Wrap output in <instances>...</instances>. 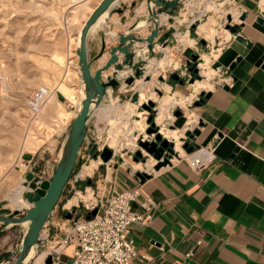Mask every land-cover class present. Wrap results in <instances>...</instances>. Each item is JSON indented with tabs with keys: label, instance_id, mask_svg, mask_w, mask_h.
<instances>
[{
	"label": "crops",
	"instance_id": "1",
	"mask_svg": "<svg viewBox=\"0 0 264 264\" xmlns=\"http://www.w3.org/2000/svg\"><path fill=\"white\" fill-rule=\"evenodd\" d=\"M88 1L75 0L80 6ZM100 1L94 6L90 5L82 24ZM183 1H179L175 16H158L160 33L153 44L152 53L145 43L133 46L136 52L133 67L125 68L117 75L119 87L114 91L108 89L100 107L91 114L87 137H97V132L105 134L100 128L102 124L109 120L115 121L120 113L124 116L123 122L131 118H135L136 124L144 122L146 131L149 127L146 123L148 113L142 107L152 100L148 97L149 91H155L156 87L144 70L151 72V64L165 58L168 43L172 39L176 40V36L179 35L178 42L184 49L170 57L179 67L168 73L169 78L177 74L180 78L190 80L187 67L183 72L178 71L189 61L185 49L197 44L195 34L209 40L212 49L216 46V50L209 54L213 58L211 65L213 67L218 62L221 68H209V58L204 57L205 62L200 66L203 80L189 85L192 91L185 88L188 87L187 81L182 85L171 79L167 82V71L162 72V78L159 71L157 79L163 80L161 83L165 86L166 95L159 98L157 116L160 123H156V118L154 121L163 131L162 136L175 142L178 156L171 159L170 166L151 171L155 165L151 158L146 166L141 167L132 162L125 148L120 150V155L116 154L118 151L114 152L113 158L104 164L107 167L104 171L102 169V178L94 187L97 190L96 197L104 205L113 194L138 190L139 196L131 207L139 214L150 216V219L145 223L134 224L131 228L130 237L137 253L132 264H264V0H206L204 4L207 7L213 5L214 9L208 12L202 8L203 3L194 1V6L203 11L194 8L190 9V13L194 11L200 18L212 12L206 22L197 26L196 32L189 29L198 19L191 20L188 26L182 23L184 19H180ZM242 14H245L243 22L239 21ZM228 15L232 17L231 25L240 27L236 35L226 29L222 33L217 31L220 29L217 22L226 27ZM101 22L90 29L86 40L92 73L110 58L109 51L117 44L118 35L130 33L145 38L152 30L145 0H119ZM136 23L143 24L131 30ZM169 32L172 33L165 38ZM237 37L246 44L238 42ZM103 43L105 50L101 58L95 61L102 53ZM247 43H250V48H247ZM118 58L122 60L121 55ZM238 58L240 61L236 63ZM233 63L236 65L230 71L228 68ZM136 71H140L141 75L134 78L131 84H126V79L134 77ZM111 73L112 69H109L102 78L105 80ZM202 93L210 94V97L196 105ZM130 111L131 114L128 113ZM177 111L181 112L179 117L174 116ZM168 127L175 130L166 129ZM67 129L60 133L63 135L62 141ZM194 130H198L199 134L192 140L182 136ZM131 133L137 135L138 139L143 132L133 128ZM56 136L58 138L59 134ZM179 138L196 146L197 153L186 154L182 151ZM54 148L55 143H52L49 151L50 154L54 151L55 168L59 150L55 152ZM126 149L128 151L129 148ZM201 156L206 162L202 168L194 170L190 160ZM94 159L93 156L90 166L81 170L80 178L76 176L74 186L79 190L88 186L86 181L90 178L88 174L95 164ZM138 173L147 174L148 179L141 181L136 176ZM23 191L20 185L9 195H22ZM147 199L152 201L149 211L142 208ZM10 205L9 200L0 199V214L10 215L19 211L22 215L30 207L27 201L20 208ZM67 215V212L57 215L52 212L31 264H45L50 258V249L63 243L69 236L77 218L71 220ZM25 229L26 224L7 226L0 223V264L10 259ZM74 248L73 240L61 245L58 259L51 260V264H70ZM189 253H192L190 257ZM14 258L7 264H14Z\"/></svg>",
	"mask_w": 264,
	"mask_h": 264
},
{
	"label": "rangeland",
	"instance_id": "2",
	"mask_svg": "<svg viewBox=\"0 0 264 264\" xmlns=\"http://www.w3.org/2000/svg\"><path fill=\"white\" fill-rule=\"evenodd\" d=\"M97 1L90 0L80 6L75 0H0V199L9 200L10 191L20 185L23 186L26 173H33L42 180H50L53 175L55 155L54 151L50 154L49 149L52 143H55V152L60 150L63 137L60 133L69 128L75 112V109H71L70 106L73 104L77 107L75 104L80 95L78 91L81 86L80 75L76 66V36L90 7L94 6ZM194 1L203 3L202 8L207 12L214 11V9H212L213 5L207 7V4H204L206 0L183 1L180 19H184L182 23H186V26L191 23V20L198 19L189 29L196 32L197 26L206 22L212 12L200 18L194 11L190 13V9L196 8ZM202 8H196V11L201 12ZM223 11L225 12L226 9ZM217 23L220 29L218 30L217 27L216 29L222 33L225 27ZM178 36L176 40L172 39L168 43L169 49H167L165 58L151 64V72L144 70L155 82V91L150 90L151 93L148 96L152 100L148 102L154 104L153 120L156 118V123H160V119L156 116L159 98L166 95L165 86L161 83L163 80L157 79V76L160 71V78H162V72L167 71L165 78L168 82L170 80L168 73L173 68L179 67L170 59L171 56L184 49L178 42ZM195 36L197 44H193V48L185 49V55L188 56L189 61L191 55L198 56L196 62L191 64L199 71L197 74L199 78L195 77L194 80L201 81L203 77L200 74V64H204V57H208L209 68H213L211 65L213 58H210L209 54L216 50V46L212 49L209 40L197 34ZM200 40H204L205 44L202 45ZM186 67L189 68L185 65L178 72H183L182 70ZM186 81L188 87L185 88L192 91L189 85L193 83H189L187 78ZM41 88L47 89L48 95L39 113H33L29 102L32 95ZM191 91L189 93L192 95ZM149 116L148 113V118ZM117 117L118 120H109L102 124L100 128L105 134L101 135L97 132L95 134L97 137L88 136L85 139L78 156L80 159L78 158L76 168L54 209L56 215L59 212H67L73 215L71 220L84 218L86 216L85 205L90 207L97 204L96 208L100 206L96 197L97 190L94 187L100 182L101 174L107 167L99 158V154L104 149L113 148L111 150L112 159L114 152L118 151L116 154L120 155V150L125 148L124 151L128 153V157H132V162H134L135 153L140 148L137 147V135L130 134V131L136 128L139 132H143L140 137L143 138L145 134L147 135L148 128L145 131L144 122L136 124L135 118L123 122L122 113ZM107 124L108 126L105 127ZM166 129L175 130L173 127ZM182 136L186 138L185 134ZM151 139L153 138H149ZM126 148L133 150L128 149L127 151ZM95 154L97 158L94 159L93 172L88 174L91 185L79 190L74 186V178L76 176L80 178L81 170L90 166ZM150 158L144 155L135 163H143L144 167ZM129 162L132 166L131 160ZM23 200L26 202L24 196ZM10 203V207L12 204L16 207L15 202Z\"/></svg>",
	"mask_w": 264,
	"mask_h": 264
},
{
	"label": "water",
	"instance_id": "3",
	"mask_svg": "<svg viewBox=\"0 0 264 264\" xmlns=\"http://www.w3.org/2000/svg\"><path fill=\"white\" fill-rule=\"evenodd\" d=\"M119 0H101L99 4L95 7L92 13L88 16L86 21L83 23L82 28L79 33V44L76 48L77 56V66L80 75L81 90L83 91V98L79 101L80 109L76 107L74 116L69 128L67 129L62 144L60 146L57 163L50 180H40L39 177L35 176L33 173H26L25 182L23 187L27 190L23 193L25 200L30 204L29 209L22 215L19 211H14L10 215L0 214V223L7 226H17L26 224V229L22 235L19 243L17 244L15 250L13 251L10 259L4 264L10 262L14 257V264H31L32 259L37 254V247L40 242L42 231L49 220L52 212L56 208L65 186L68 184L74 169L76 168V163L78 156L81 151V147L87 137L88 131V121L91 117L93 111L97 110L102 101L104 100L107 90H116L120 83L116 79L117 75L125 70V68H132L134 64V58L136 52L133 49L135 44L145 43L149 52L152 53L153 44L158 38L160 33V28L158 25V16L161 14H167L169 16H175L176 10L179 5L180 0H145L147 7L148 22L152 25V30L150 35L145 38L137 37L133 34L128 33L127 35H118V41L115 46H113L110 51V58L104 63V65L98 68L94 73L91 71L92 62L89 61L86 49L87 35L90 29H92L96 22L104 14L109 13V11L115 6ZM245 19V14L240 15L239 21L243 22ZM227 25L225 29L229 31L232 35H236L240 30L238 25H231L232 17L228 15L226 18ZM139 23H136L131 30L135 29ZM130 30V31H131ZM172 32L165 35L167 38ZM238 42H242L240 37H237ZM204 44V42H201ZM250 43H247V48H250ZM105 50V44L103 43L102 53L95 61L101 58L103 51ZM118 55L122 56V60H119ZM190 61L186 62V66L189 73L192 74L189 83H194V78H199L198 69H194L190 66L191 63H195L198 56L193 54L190 56ZM240 59L236 60L238 63ZM233 63L229 66V70L232 71L236 65ZM221 68V64L216 62L213 65L214 70ZM109 69H112V73L105 80L102 75L106 73ZM141 75L140 71H136L134 77H128L126 79V84H131L134 78H138ZM172 81L178 82L182 85L186 79L180 78L177 74H172L170 76ZM227 89V87H225ZM210 97V94L202 93L200 95V100L195 104L200 105L206 99ZM142 109L147 111L150 116L147 120L149 127L147 129V141H139L138 150L135 153L134 162L143 158L144 151L146 155L150 156L156 164L154 165V171H158L161 168L170 166V160L173 157H177V153L174 149V142L165 139L159 133V127L156 126L153 120L154 104L148 102L143 105ZM181 115L180 111L175 112L174 116L179 117ZM199 134L198 130L193 132H186L185 137L192 140L194 136ZM149 138H153L149 140ZM143 138H141L142 140ZM181 143V149L186 154H193L196 151V146L191 145L189 141H184L179 139ZM138 148V149H139ZM112 157V151L109 149H104L102 153L99 154V158L102 163L106 164ZM97 158V155H94ZM137 178L141 181L148 179L147 174L138 173ZM86 185H91V181L87 180ZM74 212V210H73ZM98 208L93 209L90 212L86 211V220H91L96 213ZM71 219L72 214L69 213L66 216ZM31 250H33V255L28 261H26ZM51 258L45 261V264H51Z\"/></svg>",
	"mask_w": 264,
	"mask_h": 264
},
{
	"label": "built area",
	"instance_id": "4",
	"mask_svg": "<svg viewBox=\"0 0 264 264\" xmlns=\"http://www.w3.org/2000/svg\"><path fill=\"white\" fill-rule=\"evenodd\" d=\"M47 95L46 89H39L32 95L29 106L33 113H39ZM70 107L76 109L74 105ZM205 162L201 156L199 159L190 160V166L198 170L204 166ZM151 171L154 170L151 169ZM76 181L75 177L74 182ZM138 196V190L113 194L104 205L100 204L98 212L91 220L77 218L69 236L64 239L63 243L50 249L48 257L52 262L58 259V248L73 240L75 248L70 264H132L137 253L135 243L130 237L131 228L134 224L145 223L150 219V216H144L132 209L131 205ZM151 204L152 201L147 199L142 204V208L149 211ZM84 207L86 211H92L97 204ZM191 255L192 253H189L188 257Z\"/></svg>",
	"mask_w": 264,
	"mask_h": 264
},
{
	"label": "bare ground",
	"instance_id": "5",
	"mask_svg": "<svg viewBox=\"0 0 264 264\" xmlns=\"http://www.w3.org/2000/svg\"><path fill=\"white\" fill-rule=\"evenodd\" d=\"M106 16V14H104L103 16H101L100 17V19L96 22V25H98V24H100V22L103 20L104 21V17ZM102 23V22H101ZM143 23H139V25L138 26H141ZM83 25V24H82ZM81 28H82V26H81ZM144 28V27H143ZM79 33H80V31H79ZM79 33H78V36H77V47H78V44H79ZM76 47V48H77ZM140 53V52H139ZM140 56V55H139ZM76 58H77V56H76ZM77 61V60H76ZM77 65V64H76ZM202 64H200V66H201ZM77 69H78V66H77ZM214 70V69H213ZM78 73H79V71H78ZM196 82H199V80H196ZM194 84V83H193ZM41 89H44V88H41ZM45 90V89H44ZM47 90V89H46ZM79 94L80 95H78V101H76V104L75 105H77L78 107L77 108H79L80 109V106H79V100L80 99H82L83 98V91L82 90H80L79 91ZM71 105H73V104H71ZM158 112V111H157ZM76 115V113L74 112V116ZM158 115V114H157ZM156 115V116H157ZM163 131L162 130H160L159 129V133L161 134ZM163 134V133H162ZM161 134V135H162ZM146 138H147V135L145 134V137L143 136V139L141 140V138H138L137 139V143L139 142V141H147L146 140ZM165 138V137H164ZM166 139V138H165ZM180 139V138H179ZM178 139V140H179ZM173 141V140H172ZM174 142V141H173ZM179 143L181 144V142H180V140H179ZM174 145H175V142H174ZM138 147V146H137ZM137 147H135V148H137ZM180 148H181V145H180ZM111 149H113L112 147H111ZM174 149H175V146H174ZM182 150V149H181ZM176 151V150H175ZM183 151V150H182ZM142 153H143V155H146V153L144 152V151H141ZM176 153H177V151H176ZM192 156V155H191ZM154 161V160H153ZM148 162V161H147ZM147 162L145 163V166L147 165ZM136 165H140L141 167H143V163H136ZM23 189H25L23 186H21ZM24 192V191H23ZM8 199H9V201L10 202H15L16 203V207H18V208H20V207H24L25 206V201L23 200V196L22 195H17V194H11V195H9V197H8ZM71 205V204H70ZM32 255H33V250H31V252H30V254H29V256L27 257V259H26V261H28L29 259H30V257H32Z\"/></svg>",
	"mask_w": 264,
	"mask_h": 264
},
{
	"label": "flooded vegetation",
	"instance_id": "6",
	"mask_svg": "<svg viewBox=\"0 0 264 264\" xmlns=\"http://www.w3.org/2000/svg\"><path fill=\"white\" fill-rule=\"evenodd\" d=\"M192 65H193V64H191L190 66H192ZM189 75H190V76H192V74H191V73H189ZM73 213L75 214V211H74Z\"/></svg>",
	"mask_w": 264,
	"mask_h": 264
}]
</instances>
